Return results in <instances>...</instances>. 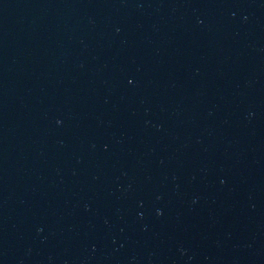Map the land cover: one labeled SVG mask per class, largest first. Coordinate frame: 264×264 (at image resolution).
<instances>
[{
    "label": "water",
    "instance_id": "water-1",
    "mask_svg": "<svg viewBox=\"0 0 264 264\" xmlns=\"http://www.w3.org/2000/svg\"><path fill=\"white\" fill-rule=\"evenodd\" d=\"M0 264H264V0H0Z\"/></svg>",
    "mask_w": 264,
    "mask_h": 264
}]
</instances>
